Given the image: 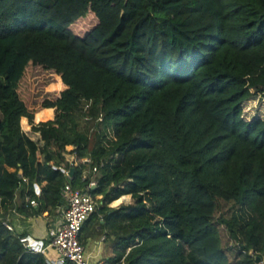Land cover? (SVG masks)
I'll return each instance as SVG.
<instances>
[{
	"label": "trees",
	"instance_id": "trees-1",
	"mask_svg": "<svg viewBox=\"0 0 264 264\" xmlns=\"http://www.w3.org/2000/svg\"><path fill=\"white\" fill-rule=\"evenodd\" d=\"M36 73L59 85L37 92ZM253 90L264 95V0H0V264H49L7 225L12 210L62 208L61 168L75 188L98 182L80 239L110 242L107 264L263 260Z\"/></svg>",
	"mask_w": 264,
	"mask_h": 264
},
{
	"label": "built area",
	"instance_id": "built-area-1",
	"mask_svg": "<svg viewBox=\"0 0 264 264\" xmlns=\"http://www.w3.org/2000/svg\"><path fill=\"white\" fill-rule=\"evenodd\" d=\"M71 162L72 168L78 164ZM84 162H90V159H84ZM62 172L67 177V182L64 185L61 197L63 201L62 205V223L58 229L50 232L48 243L38 241L30 237H22L21 243L31 253H45L48 249L53 248L56 250L58 257L53 260H49V264H67L72 262L73 264H107V263H92L88 257V253L85 245L82 243L80 237L83 228L101 204L102 196H92L90 189H95L98 182L92 180L87 187L79 189L75 188L72 184L73 177L70 176L72 170L61 168ZM97 168H94L93 173L97 172ZM89 173H84V179H86ZM22 183H26V178L23 175ZM35 193L38 197L41 196V189L39 185H35ZM33 207H38L36 200L30 201ZM9 230H13V227L7 225Z\"/></svg>",
	"mask_w": 264,
	"mask_h": 264
},
{
	"label": "crops",
	"instance_id": "crops-1",
	"mask_svg": "<svg viewBox=\"0 0 264 264\" xmlns=\"http://www.w3.org/2000/svg\"><path fill=\"white\" fill-rule=\"evenodd\" d=\"M71 159L72 161L76 160L75 156H71ZM11 171H13V169H11ZM8 219L11 226L18 233L24 234L26 237H30L38 241L48 243L50 232L52 230L58 229L61 226L62 210L57 209L55 213L51 215H49V212H45L41 216L29 219L22 218L16 210H12ZM105 242V238H102L101 241L88 240V247L94 245L92 252H89V250L87 249L88 257L92 263H102L101 261H99L101 259L105 260L103 263H107L109 256L106 257V259H104L103 256ZM45 253L47 254L49 260H53L58 257L56 250L53 248L48 249Z\"/></svg>",
	"mask_w": 264,
	"mask_h": 264
},
{
	"label": "rangeland",
	"instance_id": "rangeland-1",
	"mask_svg": "<svg viewBox=\"0 0 264 264\" xmlns=\"http://www.w3.org/2000/svg\"><path fill=\"white\" fill-rule=\"evenodd\" d=\"M41 82H44L45 85L47 86V88L45 89L46 91H50L57 84L59 85L57 76L49 75L48 77H45V76H42L40 73H36L35 74V85H37L38 83H41ZM39 89H41V88H40V86L38 84L36 91L37 92L40 91ZM38 97H40L39 94H38ZM244 112H245V115H244L245 118L247 120H249V121H251L254 118H263L264 119V95H263L262 90H253V97L250 100L246 101L245 104H244ZM0 117H1V113H0ZM28 127L30 128L29 130L26 129L22 125L23 131L28 133L34 141H38L39 142L40 135L32 132L31 126L29 124H28ZM113 138H114V136L111 135L110 139H113ZM70 150H72V148H68V151H70ZM130 203H131V200L129 201V203H127L125 205H129ZM122 205H124V204H122ZM109 206L111 208H114L111 205H109ZM241 214L246 219H250V216L248 215V213L246 211L241 210ZM224 236H225L224 248L226 250L228 248H230V247H234L235 249H238V248H236L237 247L236 243L229 239L228 234L226 232H225ZM101 239H97V240H93V241H101ZM84 245L86 247V250L88 249L89 252L93 251V246L94 245L89 246V247L87 246V244H84ZM103 251H104L103 252L104 259H106V257H108V255H109V252L111 251L110 250V242H107V241L105 242V246H104V250ZM229 255L232 258V260H234L233 254L229 252ZM99 261H101L103 263L105 260L101 259ZM263 263H264V257H263Z\"/></svg>",
	"mask_w": 264,
	"mask_h": 264
},
{
	"label": "water",
	"instance_id": "water-1",
	"mask_svg": "<svg viewBox=\"0 0 264 264\" xmlns=\"http://www.w3.org/2000/svg\"><path fill=\"white\" fill-rule=\"evenodd\" d=\"M74 173H75V170L72 169V171H71V173H70V176L73 177ZM20 174L22 175L23 172L20 171ZM251 255H252V256L254 255V252H253V251L251 252ZM256 263H257V264H264L262 258H260V257H257V258H256Z\"/></svg>",
	"mask_w": 264,
	"mask_h": 264
}]
</instances>
